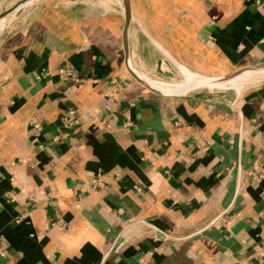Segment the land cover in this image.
<instances>
[{
	"label": "crops",
	"instance_id": "0c3cea01",
	"mask_svg": "<svg viewBox=\"0 0 264 264\" xmlns=\"http://www.w3.org/2000/svg\"><path fill=\"white\" fill-rule=\"evenodd\" d=\"M97 1L0 31V264H264V79L147 83L264 71V0Z\"/></svg>",
	"mask_w": 264,
	"mask_h": 264
},
{
	"label": "bare ground",
	"instance_id": "6f19581e",
	"mask_svg": "<svg viewBox=\"0 0 264 264\" xmlns=\"http://www.w3.org/2000/svg\"><path fill=\"white\" fill-rule=\"evenodd\" d=\"M2 25L3 24H0V31H1ZM181 70H182V73L185 75V81L182 83L168 84V83L154 82V81H147V83H149V85H151L152 88L158 91H161L167 94H180V93H185L187 91H190L194 88L203 87L205 85H208L205 87H209L210 89L226 87L228 85H237V89L240 90V88L243 85L259 81L262 79L261 77L264 76V74L263 73L261 74V72L259 71H250V72H247V74H245V75H250L248 76V78L243 79V78L236 76L237 78H234L228 82L219 83V82H212L213 80H210V78L202 77L198 74H195L185 67H181ZM249 77H251L252 79L250 80Z\"/></svg>",
	"mask_w": 264,
	"mask_h": 264
},
{
	"label": "rangeland",
	"instance_id": "374dc122",
	"mask_svg": "<svg viewBox=\"0 0 264 264\" xmlns=\"http://www.w3.org/2000/svg\"><path fill=\"white\" fill-rule=\"evenodd\" d=\"M21 1H23V0H0V13H3L5 11L9 10L11 7H13L14 5H16L17 3L21 2ZM43 1H46V0H31L27 4L22 6L20 9L15 10L13 13L8 15L7 17L1 19L0 20V24H3L1 30L3 29L4 24H6L9 21V19H11L14 16L17 17L18 15L22 17V15L24 13H26L27 11H29L32 7H34V5H39ZM97 2H99L100 4H103V2H105V1L104 0H99ZM104 4H106V3H104ZM245 74H247V72L246 73H242V75H238L237 77L245 79V78H248V76H250V75H245ZM183 75H182V77L179 80L175 81L173 84L184 82L185 81V75H184V77H183ZM237 77H235V78H237ZM207 78H210V77H207ZM261 78L264 79V76H262ZM213 79H215V78H210V80H213ZM249 79L251 80L252 78L249 77ZM155 82H157V81H155ZM246 86H247L246 84L243 85L240 88V90L242 91V89L244 87H246ZM238 90L239 89H237V85H228L226 87H219V88H216V89L213 88V91H218V92H222V91L223 92H235V91H238Z\"/></svg>",
	"mask_w": 264,
	"mask_h": 264
},
{
	"label": "water",
	"instance_id": "95a60500",
	"mask_svg": "<svg viewBox=\"0 0 264 264\" xmlns=\"http://www.w3.org/2000/svg\"><path fill=\"white\" fill-rule=\"evenodd\" d=\"M29 1H31V0H23V1L19 2V3H17L16 5H14L9 10L1 13L0 14V20L5 18V17H7L11 13H13L15 10L20 9L22 6L27 4ZM123 1H124V6H125V16H126V23H127V28H128L129 25H130V21H131V1L130 0H123ZM261 73L264 74V71H261ZM239 74H241V73H239ZM239 74L231 75V76H227V77L215 78V79H213L212 82H219V83L220 82H228V81L234 79ZM205 86H208V85H205Z\"/></svg>",
	"mask_w": 264,
	"mask_h": 264
}]
</instances>
